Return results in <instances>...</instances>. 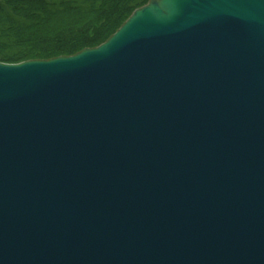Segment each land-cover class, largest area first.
<instances>
[{"label":"water","instance_id":"obj_1","mask_svg":"<svg viewBox=\"0 0 264 264\" xmlns=\"http://www.w3.org/2000/svg\"><path fill=\"white\" fill-rule=\"evenodd\" d=\"M0 264H264V0L1 62Z\"/></svg>","mask_w":264,"mask_h":264},{"label":"trees","instance_id":"obj_2","mask_svg":"<svg viewBox=\"0 0 264 264\" xmlns=\"http://www.w3.org/2000/svg\"><path fill=\"white\" fill-rule=\"evenodd\" d=\"M148 0H0V63L78 54L109 39Z\"/></svg>","mask_w":264,"mask_h":264},{"label":"rangeland","instance_id":"obj_3","mask_svg":"<svg viewBox=\"0 0 264 264\" xmlns=\"http://www.w3.org/2000/svg\"><path fill=\"white\" fill-rule=\"evenodd\" d=\"M12 64H18V63H12ZM12 64H11V65H12Z\"/></svg>","mask_w":264,"mask_h":264}]
</instances>
